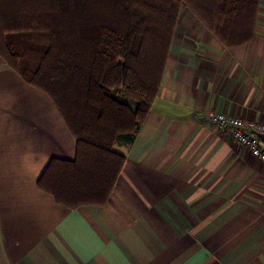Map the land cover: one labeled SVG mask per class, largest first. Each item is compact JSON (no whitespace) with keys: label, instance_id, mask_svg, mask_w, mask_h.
Returning <instances> with one entry per match:
<instances>
[{"label":"crops","instance_id":"obj_1","mask_svg":"<svg viewBox=\"0 0 264 264\" xmlns=\"http://www.w3.org/2000/svg\"><path fill=\"white\" fill-rule=\"evenodd\" d=\"M264 123V0L228 48L182 7L159 93L103 205L37 186L75 139L53 101L0 57V264H264V162L205 112ZM264 146V141H261Z\"/></svg>","mask_w":264,"mask_h":264},{"label":"trees","instance_id":"obj_2","mask_svg":"<svg viewBox=\"0 0 264 264\" xmlns=\"http://www.w3.org/2000/svg\"><path fill=\"white\" fill-rule=\"evenodd\" d=\"M260 0H0V57L54 103L75 139L37 186L63 206L103 205L156 99L181 8L228 48L255 34Z\"/></svg>","mask_w":264,"mask_h":264},{"label":"built area","instance_id":"obj_3","mask_svg":"<svg viewBox=\"0 0 264 264\" xmlns=\"http://www.w3.org/2000/svg\"><path fill=\"white\" fill-rule=\"evenodd\" d=\"M206 119L217 129L226 131L236 142L245 146L253 156L264 162V123L227 115L215 109L205 112Z\"/></svg>","mask_w":264,"mask_h":264}]
</instances>
